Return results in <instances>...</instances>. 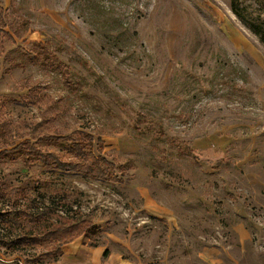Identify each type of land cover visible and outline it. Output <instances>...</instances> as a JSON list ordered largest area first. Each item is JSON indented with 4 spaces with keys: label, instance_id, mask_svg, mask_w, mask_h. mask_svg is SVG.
<instances>
[{
    "label": "rangeland",
    "instance_id": "rangeland-1",
    "mask_svg": "<svg viewBox=\"0 0 264 264\" xmlns=\"http://www.w3.org/2000/svg\"><path fill=\"white\" fill-rule=\"evenodd\" d=\"M0 118L65 160L43 134L92 137L114 180L0 154V190L92 223L101 263L264 264V0H0ZM20 236L0 264L79 261Z\"/></svg>",
    "mask_w": 264,
    "mask_h": 264
},
{
    "label": "trees",
    "instance_id": "trees-1",
    "mask_svg": "<svg viewBox=\"0 0 264 264\" xmlns=\"http://www.w3.org/2000/svg\"><path fill=\"white\" fill-rule=\"evenodd\" d=\"M51 65L55 70L56 67L59 66L56 62ZM37 126H39V123L35 124L33 129H36ZM158 132L159 128L153 133L158 135ZM158 136L165 137L164 141L173 146L175 150H186V147L183 146L184 143L179 138L160 134ZM42 137L48 141L57 143V145H65L67 152L73 154L74 158H80V160L77 159L75 161V159L73 160L71 158L65 160L63 154L59 151L40 150L36 144L30 143L26 139L15 141V129L11 126V122L8 119L0 118V154H18L25 164H28L32 157L48 168L69 172H82L84 174L97 171L99 173L98 175H101L100 178H107L109 180L115 179V175L111 174L109 170L100 169V166L95 169L96 162H104L105 157H92L90 151L85 149L89 141L88 139L92 138L89 134L77 133L74 135H63L54 133L47 135L43 134ZM85 158H92L90 160L91 162L88 163L83 161L82 159ZM108 164L112 166V162L109 161ZM0 196L4 197L8 202L11 201L8 210L0 215V222H3L4 226L9 230H18L21 234L18 239L25 238L26 242L43 244L44 241H52L54 245L53 249L46 253L47 256L49 255L52 259L62 254V245L71 242L79 235H90V228L94 226L85 219L77 222H70L68 224L57 222V220L62 221L63 219H65V221L62 222H66L67 218L60 214H55L48 206L42 205L33 207L31 205L32 200L24 194L23 189L18 187L10 188L9 190H0ZM21 197L24 198L23 203H21ZM50 214L54 215L56 219L50 220ZM5 244L10 247H17L16 242L12 240L5 241ZM107 253L108 250H104L103 255L105 256Z\"/></svg>",
    "mask_w": 264,
    "mask_h": 264
},
{
    "label": "crops",
    "instance_id": "crops-1",
    "mask_svg": "<svg viewBox=\"0 0 264 264\" xmlns=\"http://www.w3.org/2000/svg\"><path fill=\"white\" fill-rule=\"evenodd\" d=\"M63 251L67 255L73 256L74 259L79 260L75 264H127L120 256L116 259L117 255L115 256V254H108L109 256L107 255L108 257L106 256V259L101 263L100 248L97 246L90 247L87 244H79L77 238L65 244ZM72 262H69V264H73Z\"/></svg>",
    "mask_w": 264,
    "mask_h": 264
}]
</instances>
